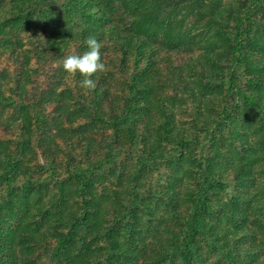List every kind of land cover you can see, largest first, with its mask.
<instances>
[{"label": "trees", "instance_id": "1", "mask_svg": "<svg viewBox=\"0 0 264 264\" xmlns=\"http://www.w3.org/2000/svg\"><path fill=\"white\" fill-rule=\"evenodd\" d=\"M0 264H264V0H0Z\"/></svg>", "mask_w": 264, "mask_h": 264}, {"label": "clouds", "instance_id": "2", "mask_svg": "<svg viewBox=\"0 0 264 264\" xmlns=\"http://www.w3.org/2000/svg\"><path fill=\"white\" fill-rule=\"evenodd\" d=\"M85 44L87 50L83 53H71L62 61V67L69 74H81L84 79L80 81V87L95 90L97 83L91 77L97 72L107 71V66L101 62V48L104 46L95 35H89Z\"/></svg>", "mask_w": 264, "mask_h": 264}]
</instances>
